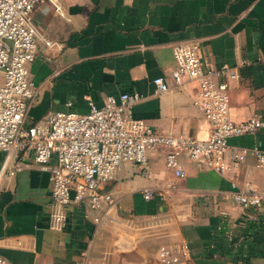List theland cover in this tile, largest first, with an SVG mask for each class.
Returning a JSON list of instances; mask_svg holds the SVG:
<instances>
[{"label":"crops","instance_id":"1","mask_svg":"<svg viewBox=\"0 0 264 264\" xmlns=\"http://www.w3.org/2000/svg\"><path fill=\"white\" fill-rule=\"evenodd\" d=\"M32 11L39 37L28 64L35 97L26 121L71 109L85 112L108 95L138 93L131 114L166 133L204 139L208 123L191 103L194 82L174 87L172 46L195 39L216 67L227 64L239 79L229 82L234 121L257 114L262 127L232 136L229 144L246 149L242 162L217 172L180 156L184 177L165 168L167 147L147 151L148 166L122 162L103 185L111 201L99 212L86 202L66 208L62 229L50 227V179L26 151L3 170L0 152V257L15 264H77L82 255L113 263L158 264L161 246L186 242L183 264H264V203L245 211L233 192L256 193L264 169L252 148L264 150V0H58ZM45 41L51 42L47 46ZM173 86L159 91L153 79ZM153 195L143 197V190ZM107 222L94 223L91 214Z\"/></svg>","mask_w":264,"mask_h":264},{"label":"built area","instance_id":"2","mask_svg":"<svg viewBox=\"0 0 264 264\" xmlns=\"http://www.w3.org/2000/svg\"><path fill=\"white\" fill-rule=\"evenodd\" d=\"M40 3H48L61 13L58 0H0V152L5 153L2 170L19 154L31 151L33 162L49 174L50 227H64L66 208L71 204L86 202L90 212L101 211L111 201L103 185L115 178L122 162L146 169V153L151 148H168L165 168L179 178L184 177L182 154L221 173L245 159L247 150L232 146L228 139L255 133L262 127V120L257 114L241 122L232 119L229 82L239 79V74L227 64L216 67L203 58L195 39L172 46L175 67L170 77L175 88L188 82L197 85L191 103L208 123L204 139L183 132H162L134 118L130 106L142 99L138 93L108 95L101 105L88 102L82 113L72 110V102L67 101L66 110L27 122V105L35 97L28 64L36 56L39 39L32 11ZM45 44L52 45L49 41ZM153 83L159 91L173 89L162 77L154 78ZM252 153L256 166L264 169V150L253 147ZM152 195L151 190H143L145 199ZM232 198L245 211L256 208L264 203V183L256 193L233 192ZM91 217L97 224L107 222L104 213ZM157 258L158 264H183L190 260V249L186 242L161 246ZM0 264L15 263L0 257ZM77 264L135 263H113L82 255Z\"/></svg>","mask_w":264,"mask_h":264},{"label":"trees","instance_id":"3","mask_svg":"<svg viewBox=\"0 0 264 264\" xmlns=\"http://www.w3.org/2000/svg\"><path fill=\"white\" fill-rule=\"evenodd\" d=\"M237 260L241 261V262H239V264H247V259L244 256H241V257L237 258Z\"/></svg>","mask_w":264,"mask_h":264}]
</instances>
